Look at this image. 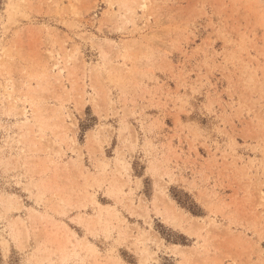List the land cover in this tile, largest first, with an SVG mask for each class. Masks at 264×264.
I'll use <instances>...</instances> for the list:
<instances>
[{
  "label": "rangeland",
  "instance_id": "1",
  "mask_svg": "<svg viewBox=\"0 0 264 264\" xmlns=\"http://www.w3.org/2000/svg\"><path fill=\"white\" fill-rule=\"evenodd\" d=\"M0 264H264V0H0Z\"/></svg>",
  "mask_w": 264,
  "mask_h": 264
},
{
  "label": "bare ground",
  "instance_id": "2",
  "mask_svg": "<svg viewBox=\"0 0 264 264\" xmlns=\"http://www.w3.org/2000/svg\"><path fill=\"white\" fill-rule=\"evenodd\" d=\"M174 217H175V216H174ZM174 217H173V218H174ZM170 225H171V224H170ZM173 227H174V226H173ZM176 247H177V246H176Z\"/></svg>",
  "mask_w": 264,
  "mask_h": 264
}]
</instances>
